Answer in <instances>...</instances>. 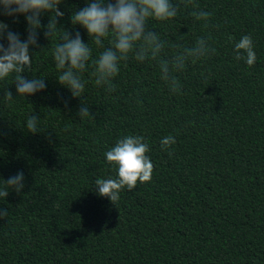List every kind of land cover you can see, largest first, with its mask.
<instances>
[{"label":"trees","instance_id":"trees-1","mask_svg":"<svg viewBox=\"0 0 264 264\" xmlns=\"http://www.w3.org/2000/svg\"><path fill=\"white\" fill-rule=\"evenodd\" d=\"M86 2L64 0L59 24L88 43L87 31L70 20ZM195 2L212 13L211 27L192 17L191 5L173 20L149 21L171 44L191 46L212 34L214 54L176 73L179 94L170 93L155 62L129 59L116 91L106 93L85 72L84 93L74 98L56 79L43 29L39 44L49 47L31 49L24 75L46 78V89L22 97L12 77L0 81V185L18 171L25 176L21 193L0 198L9 212L0 219V264H264V0ZM0 20L26 38L23 15ZM41 21L47 25L49 15ZM243 35L253 38L251 67L234 58ZM90 47L95 57L100 49ZM173 52L166 47L165 58ZM82 100L92 110L84 119ZM32 115L36 134L26 128ZM130 134L145 138L154 170L150 181L121 190L115 206L95 181L116 176L105 153ZM168 135L176 144L165 150Z\"/></svg>","mask_w":264,"mask_h":264},{"label":"clouds","instance_id":"clouds-1","mask_svg":"<svg viewBox=\"0 0 264 264\" xmlns=\"http://www.w3.org/2000/svg\"><path fill=\"white\" fill-rule=\"evenodd\" d=\"M64 0H0V15L18 17L23 15L27 22V36L22 39L19 34L10 30L9 25L0 20V81L13 78L18 96L28 97L47 87L46 78L24 73L32 69L33 53L31 49L43 50L51 47V56L58 75L56 79L61 86L68 88L72 97H82L85 84L83 76L89 72L94 84L103 87L106 93L116 91L114 79L126 66L129 59L143 64L155 62L160 79L167 85L170 93L179 94L182 84L176 73L184 70L186 63H195L214 54L211 45L212 34L199 36L191 46L180 43L171 44L162 38L155 28L149 27V21L167 22L175 19L182 8L191 5L195 11L191 13L196 21H203L205 29L211 27L212 13L199 10L195 0H87L86 6L72 12L70 17L73 27L82 26L88 34L89 42L85 43L79 30L73 36L70 31L59 24L64 17L60 5ZM49 15V22L43 25L41 16ZM50 41L48 47L39 44L40 31ZM59 39V42H55ZM6 41V43H4ZM107 41V45H105ZM94 44L100 49L93 56ZM174 49L169 58H165V48ZM234 58L244 60L251 67L257 60L251 35H243L234 42ZM5 101H13V92L4 89ZM92 114V110L81 101L77 111L79 118L84 119ZM39 117L29 116L26 121L28 132H40ZM176 144L172 135L161 140V147L167 150ZM150 151L145 138L140 135H126L118 139L105 157L109 164L115 166L116 176L99 178L95 181V190L99 196L107 197L116 206L120 192L124 188L133 190L137 183L151 180L154 165L149 157ZM170 155L172 153H169ZM25 187L24 172L3 179L0 185V198H7L10 191L21 193ZM9 212L0 208V219H6Z\"/></svg>","mask_w":264,"mask_h":264}]
</instances>
